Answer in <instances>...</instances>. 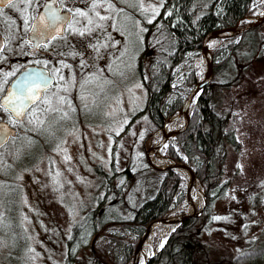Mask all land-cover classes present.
Listing matches in <instances>:
<instances>
[{
	"label": "rangeland",
	"instance_id": "obj_1",
	"mask_svg": "<svg viewBox=\"0 0 264 264\" xmlns=\"http://www.w3.org/2000/svg\"><path fill=\"white\" fill-rule=\"evenodd\" d=\"M164 3L82 0V12L93 23L89 25L88 18L82 17L80 79L75 71L69 86L63 91L55 88L49 101L54 109L48 117L35 114L25 121L30 134L0 152V264H89L91 247L105 243L115 246L119 242L118 247L133 243L135 250L141 232L137 235L118 222L99 230L89 210L104 212L107 219H124L130 217L127 207H135L154 192L155 179L149 173L132 183L126 179L149 165L146 149L160 129H155L144 111L146 90L137 66L144 54L140 64L147 75L154 51L145 40L149 36L155 40V33H162L158 16L169 13ZM263 12L264 0H253L249 13L237 23L252 22ZM86 27L93 30L87 32ZM254 34L255 46L251 42ZM232 37L218 39L209 51L213 54L238 41V36ZM225 57V53L218 56ZM201 58V49L191 50L174 66L168 101L183 102L202 80L196 64ZM230 59L231 64L215 72L213 79L232 81L216 89V102L219 108L231 105L230 124L241 147L239 151L228 148L218 181L228 179L229 186L214 200L213 221L206 226L201 222L197 228L213 246L212 259L217 258L219 247L237 252L256 244L264 228V22L247 34ZM193 106L194 102L189 115ZM167 145L179 148L173 138L162 148L163 155ZM179 153L195 168L193 160ZM176 172L182 196H175L167 216L179 215L184 207L189 179ZM110 175L114 186L123 185V198L105 193ZM163 226H154L156 231L153 227L146 238L144 246H151L147 259L163 246L175 224L168 229ZM15 228L21 234L20 243ZM118 247L112 248L114 253H119Z\"/></svg>",
	"mask_w": 264,
	"mask_h": 264
},
{
	"label": "trees",
	"instance_id": "obj_2",
	"mask_svg": "<svg viewBox=\"0 0 264 264\" xmlns=\"http://www.w3.org/2000/svg\"><path fill=\"white\" fill-rule=\"evenodd\" d=\"M252 1L165 0L164 10L167 9L169 13H161L158 16L162 33L156 32L155 40L151 36L145 40L147 45L151 43L150 50L154 51L147 75L140 64L144 54L138 59L137 66L138 75L146 90L144 111L154 122L155 129L160 128L164 119L178 110L182 104L180 99L167 100L171 91L174 66L188 51L200 50L202 39L207 33L236 25L249 13ZM258 28L259 25L252 26L235 34L232 38L238 36L237 42L213 51V74L231 64L230 58L237 52V47L246 41L248 33ZM251 42L253 46L256 45L255 34L251 37ZM221 53H225L226 57L218 58ZM231 82L212 78L196 98L186 128L174 138L179 143V148L176 149L172 145L166 147L165 154L170 158L183 161L180 150L187 159L195 162V174L204 188L206 205L199 216L176 225L168 234L163 246L148 258L146 264H264V228L256 244L237 252L219 247L216 259L211 257L213 246L208 237L200 236L197 231L199 223L202 222L206 226L213 221L214 200L223 196L229 186L228 179L218 181L228 148L239 151L241 147L234 127L230 124L231 105L219 108L216 102L218 94L216 89L228 87ZM146 173L155 179L154 192L135 207H127L126 210L131 213L130 217L124 219H107L104 212L90 209V213L94 214L93 218L96 219V228L102 230L103 226L118 222L123 228L139 235L148 222L166 214L175 196L177 199L181 198L180 176L172 169L156 170L147 165L136 176L128 175L126 180L132 183L138 180L139 175L143 176ZM123 191V185L114 186L112 175L107 176L105 193L121 199ZM76 228L77 226H74L72 229V238L75 237ZM15 234L17 243H20L21 234L16 228ZM70 240L67 241L68 245ZM119 245L118 242L115 246L110 243L92 246L89 264L127 263L133 254L134 244L126 243L118 247ZM116 247L119 248V253L113 252ZM110 252L112 254H109Z\"/></svg>",
	"mask_w": 264,
	"mask_h": 264
},
{
	"label": "flooded vegetation",
	"instance_id": "obj_3",
	"mask_svg": "<svg viewBox=\"0 0 264 264\" xmlns=\"http://www.w3.org/2000/svg\"><path fill=\"white\" fill-rule=\"evenodd\" d=\"M16 5L0 15V152L30 134L25 121L35 114L47 118L54 109V104L49 107L54 89L63 91L70 85L71 74L79 72L80 79L82 72V17L73 18L76 9L82 11V0H16ZM50 10L68 17V23L57 31L45 28ZM34 25L39 28L35 33ZM27 77H32L27 82L34 85L35 99H25L21 105L16 85Z\"/></svg>",
	"mask_w": 264,
	"mask_h": 264
},
{
	"label": "water",
	"instance_id": "obj_4",
	"mask_svg": "<svg viewBox=\"0 0 264 264\" xmlns=\"http://www.w3.org/2000/svg\"><path fill=\"white\" fill-rule=\"evenodd\" d=\"M263 22H264V12L261 15H259L258 17H256L252 22L246 23L242 26H239L237 23L236 25L231 26V27L218 28V29H215V30L207 33L203 37L202 42H201V56L205 57V58H208V56H209V58L206 61L207 62L206 74L202 80L196 82L193 85V87L191 88V90L187 94L186 98L184 99L181 107L175 113H173L172 115H170L169 117L164 119L163 124H162L161 128L159 129L162 132L161 136H160V140L157 143V145L155 146V153L156 154H159L161 152L162 148L167 144V142L169 140L175 138L180 132H182L186 128L188 121H189V109H190V105L192 104L193 98L194 97L196 98L201 93L203 88L209 83V81L212 78V75H213V59H212V53L209 51V49L207 47V40L209 39V37L216 32H227V33L235 35V34H238L242 31L249 29L252 26L260 25ZM180 116L184 117L183 125L180 128L171 129L170 131L164 133L165 127L167 125H169L170 123H172L174 120H176ZM164 156L166 158H168L169 160H171L173 163H171L170 165H168L166 167H159L158 165H154L153 163L150 162L149 159H148V163L153 169H156V170L172 169V170L177 171V169H184V170L188 171V173L190 175V179H189L188 185L186 187V192H185V196H184V204H186L188 206L190 203V199H191V193H192L194 187L196 186V184L198 182L197 176L195 174V170L193 167H191L186 162L171 159L167 155H164ZM205 205H206V197H205V193H204V202H203V205L200 208V210L198 212L196 210L189 211L185 215L176 217L174 219L175 226L180 224L181 222L189 219V218L199 216L202 213V211L204 210ZM166 219H168L167 215L160 217V218L153 219L150 222H148L142 228L140 238H139V242H138L135 250L133 251L132 256L130 257L128 264H136L139 255L143 251L146 238H147L149 231L151 230L152 226L155 224H158V223H160ZM147 260H146V262H147ZM146 262L144 264H146Z\"/></svg>",
	"mask_w": 264,
	"mask_h": 264
},
{
	"label": "bare ground",
	"instance_id": "obj_5",
	"mask_svg": "<svg viewBox=\"0 0 264 264\" xmlns=\"http://www.w3.org/2000/svg\"><path fill=\"white\" fill-rule=\"evenodd\" d=\"M230 33L227 32H216L214 34H212L209 39L207 40V47L208 49L212 46V44H214L218 39H222L225 36L229 35ZM209 58V56H208ZM208 58L202 57L201 59H199L197 61V65L199 66V71L202 73V77L204 78L206 72H205V68H206V61ZM202 78V79H203ZM213 78V75H212ZM211 78V79H212ZM198 97V96H197ZM196 97V98H197ZM196 98L194 97L192 100V103L196 101ZM183 103V102H182ZM182 105V104H181ZM181 107V106H180ZM177 111V110H176ZM175 111V112H176ZM174 112V113H175ZM184 123V117L180 116L178 117L176 120H174L170 125H167L165 127L164 133L170 131L171 128L175 127L176 125H183ZM161 131L158 130V132H156L155 134V139H154V143L149 146L146 149V155L147 158L150 160L151 163H153L154 165H158L159 167H166L168 165H170L171 163H173L171 160H169L168 158H166L162 152H160L159 154L155 153V146L157 145V143L160 140V136H161ZM161 170V169H159ZM178 172H180L182 174V176H184L186 179H190V175L188 173V171L184 170V169H177ZM204 202V193L202 190V187L200 185L199 182H197L196 186L193 189V192L191 193V199H190V203L187 206L186 204H184V207H182L181 209V213L179 215H168V219L160 222L163 223V227L165 229H168L170 227V225H174V219L178 216H182L187 214L189 211H194L196 210L197 212L200 210L201 206L203 205ZM159 224V223H158ZM157 224L153 225L152 228L154 226H156ZM175 227V226H174ZM151 228V229H152ZM174 229V228H173ZM152 231H156V228L154 227L152 229ZM149 233L151 234V230L149 231ZM168 236V235H167ZM164 237H166V234L163 235L162 239H164ZM167 239V237H166ZM166 241V240H165ZM162 242V240H161ZM150 244H146V246H144L143 251L141 252V254L139 255L136 264H144L147 260L146 256L148 251L151 249L149 246ZM130 260V259H129Z\"/></svg>",
	"mask_w": 264,
	"mask_h": 264
},
{
	"label": "snow or ice",
	"instance_id": "obj_6",
	"mask_svg": "<svg viewBox=\"0 0 264 264\" xmlns=\"http://www.w3.org/2000/svg\"><path fill=\"white\" fill-rule=\"evenodd\" d=\"M29 3H31V0H28ZM17 5H16V0H0V15L4 14V9L8 8V9H16ZM93 8L97 7V5L95 3H93L92 5ZM76 16L79 17H84V18H88V14L85 12L80 11L79 9H76L73 12V18H75ZM101 20L106 19V17H100ZM40 20L43 22L45 21V17L41 16ZM76 23H79V21H75ZM151 22V21H149ZM25 24H28V20L25 19L24 20ZM64 23H68V17L66 16H62L59 14V12L57 11H49L47 13V22L44 23V27L45 28H49L52 31H57L58 28L63 25ZM93 23V21L88 18V24L91 25ZM69 28L72 29L73 28V24H69ZM34 33L39 31L38 26L34 25L33 28L31 29ZM93 29L90 27H86L85 31L87 32H91ZM81 35H84V32H80ZM32 77H27L24 81H21L20 83H18L16 85V88L19 91V94L16 96L17 100H19L21 102V105L23 104V101L25 99L28 100H34L35 99V92L33 90L34 85L33 84H29L27 81L31 80ZM38 87V86H37ZM24 93H28V95H25ZM11 103V101L9 102ZM16 111L17 115H20L21 113L14 109Z\"/></svg>",
	"mask_w": 264,
	"mask_h": 264
}]
</instances>
